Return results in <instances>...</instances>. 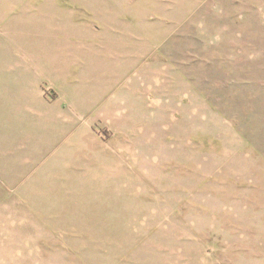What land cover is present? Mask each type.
<instances>
[{
  "label": "rangeland",
  "instance_id": "1",
  "mask_svg": "<svg viewBox=\"0 0 264 264\" xmlns=\"http://www.w3.org/2000/svg\"><path fill=\"white\" fill-rule=\"evenodd\" d=\"M168 9L187 13L166 46L205 102L160 125L128 109L114 133L113 41L125 62L134 29L163 41ZM24 75L91 105V138L50 134ZM0 151V264H264V0H0Z\"/></svg>",
  "mask_w": 264,
  "mask_h": 264
},
{
  "label": "crops",
  "instance_id": "2",
  "mask_svg": "<svg viewBox=\"0 0 264 264\" xmlns=\"http://www.w3.org/2000/svg\"><path fill=\"white\" fill-rule=\"evenodd\" d=\"M229 1L227 0V3ZM227 3L225 0H219V4L223 6H226ZM162 13H160V16L163 25L167 26L169 24L168 31L166 34L164 33L163 41L156 43L151 40L148 26L142 32L134 29L129 32L128 37H132L133 40L137 38V41L130 45L134 48L133 52L129 53L126 62L122 54L123 41L120 40L125 37L126 33L123 37L117 36L113 41V44H115L113 46L116 47L115 57H117V60L111 68L110 79L109 74H107L108 71L104 70L103 72V75L106 76L105 84L110 83L112 87L107 92L110 93V97H102V99L105 105L109 102L110 105H106L107 108L111 107L116 111L114 116L110 115V118L104 119V123H108L114 133L124 131L125 124L128 123V109L136 108L149 111L147 116L143 117L144 120H147L148 124L150 122L153 125L156 123L160 125L164 124L166 119L169 122L171 121L172 109L187 108L190 101L198 102L201 106L205 102L203 94L197 93L189 81L188 75L173 63V54L170 48L167 49L166 46L173 33H176L186 24L188 20L187 13L184 9L173 12L168 9ZM145 14L141 16V22L146 23L152 18H157L155 14H153L154 16L149 15L147 10ZM123 32L124 29L117 30L118 35H122ZM85 63L88 72H91L94 65L91 54H87ZM105 68L107 69V67ZM24 78L26 86L23 87V97L20 104L28 110L44 113L50 134L57 135L59 138H66L78 129L82 131L81 136L83 139L91 138L90 131L93 120L88 116L86 117L91 105L86 103L78 105L67 101L60 86L43 75L37 76L34 81L31 80L29 75H24ZM47 90L49 95L46 93ZM14 99L16 98L12 94L5 96L4 106L8 109L14 107L16 104ZM119 110L121 112H118ZM122 112L127 113L125 118H123L124 114L122 115ZM55 113L56 116H54ZM101 116H104V114L99 117ZM55 121H57L58 127L55 126ZM129 124L134 125L133 123ZM116 125L121 128H117ZM51 137L53 136L49 138ZM29 147H32V145L27 144V148Z\"/></svg>",
  "mask_w": 264,
  "mask_h": 264
}]
</instances>
